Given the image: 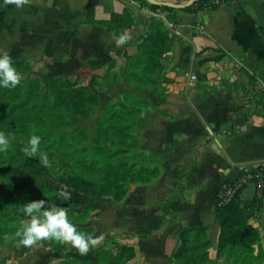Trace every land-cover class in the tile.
<instances>
[{"label":"crops","instance_id":"0c3cea01","mask_svg":"<svg viewBox=\"0 0 264 264\" xmlns=\"http://www.w3.org/2000/svg\"><path fill=\"white\" fill-rule=\"evenodd\" d=\"M151 17L164 21L171 43L152 85L138 93L156 112L140 129L139 151L160 175L132 185L116 215L131 234L124 241L143 245L144 264H167L179 232L191 225L209 227L213 260L219 221L212 199L244 167L264 168V0H223L197 12L154 11L137 0H27L21 8L0 0V52L13 61L42 53L65 74L100 76L137 53ZM121 35L130 39L118 46ZM158 75L168 81L157 82ZM121 83L119 91H135ZM237 201L252 212L264 249V193L248 185Z\"/></svg>","mask_w":264,"mask_h":264},{"label":"trees","instance_id":"16d2710c","mask_svg":"<svg viewBox=\"0 0 264 264\" xmlns=\"http://www.w3.org/2000/svg\"><path fill=\"white\" fill-rule=\"evenodd\" d=\"M137 1L154 11L173 10L146 0ZM215 1L198 0L182 11L214 9L223 2ZM128 11L126 16L130 19ZM149 29L137 53L125 56L119 70H114L115 63H112L105 74L97 75L109 85L122 80L135 91H122L116 96V102L108 105L96 120L91 141L84 130L74 128L76 119H88L97 104L98 97L89 90L58 77L49 79L46 87L39 79H22L15 88H0V131L10 140L8 151L0 153V244L18 237L17 232L25 225L14 212L25 215L23 205L30 201L43 200L63 210L80 206L74 198L57 199L59 192L44 185V176L83 196L108 197L118 203L126 197L129 184L146 185L160 175V170L147 164L148 158L138 151L135 137L137 130L146 127L145 114L150 107L149 100L138 93L152 85L150 79L160 69L158 59L171 43L161 18L151 17ZM14 66L22 67V64ZM155 79L159 83L168 81L162 75ZM47 91L49 94L45 96ZM32 135L40 137L39 148L47 153L49 166L41 165L39 155L25 157L22 152ZM229 181H224L211 201L219 221L215 259H211L209 252V227L191 225L179 232L167 264H218L220 260L227 264H264L260 233L249 223L252 212L240 206L237 195L230 202L223 201L221 192ZM263 193L264 189L261 196ZM77 229L82 233L87 231ZM50 244L56 251L62 247L54 241ZM93 248L95 264H130L136 257L135 248L128 244L106 246L102 242ZM29 252L30 249L24 250L17 257ZM54 264L93 263L62 258Z\"/></svg>","mask_w":264,"mask_h":264},{"label":"rangeland","instance_id":"374dc122","mask_svg":"<svg viewBox=\"0 0 264 264\" xmlns=\"http://www.w3.org/2000/svg\"><path fill=\"white\" fill-rule=\"evenodd\" d=\"M39 57L40 59H37ZM42 57V53H38L36 56L21 57V60L13 62L14 64L19 62L22 64V67L16 66V69L21 74L22 79H39L46 87L48 80L52 77L63 78L69 80L73 86L83 87L98 97L97 104L92 107L90 117L86 120L76 119L77 124L74 126L76 130H84L88 134L91 141L94 135L96 120L105 112L108 105L116 102V96L122 92L119 91L117 85H122L123 83L121 82L123 81L121 80L117 84L109 85L107 80L102 81V79L95 73L92 74L89 69L75 72L73 74H65L64 71L56 69L58 66V62L56 60L47 62L42 59ZM106 69L107 66L103 67V70H101L102 72L100 73L105 74L107 72ZM48 94L49 91L44 93L45 96ZM152 113H156L154 109L148 110L145 117ZM71 119L74 120L73 118ZM135 137L140 147L143 142L140 129L135 132ZM142 152L141 154L145 156L146 153H144L143 150ZM43 183L45 186L51 187L59 193L68 192L71 198L79 200V207L64 210L68 213L69 218L77 228L87 229V231L84 232L85 234L102 237L98 245L102 242L106 244V246H111L113 243L131 245L135 248L137 254L130 264H144L143 261L145 255L143 253L144 251H142L143 245L138 243V241H128V243L124 241V239L130 237L131 234L122 231V222L120 221V217L116 215L118 211L126 207L123 204V201L115 203L108 197H86L62 185L54 183L46 176L43 177ZM132 185L134 184L128 185L127 194L131 191V188H133ZM35 186L41 187L40 184H36ZM114 209L116 210V213L113 214L112 212H114ZM14 214L20 217L21 222H23L25 226L30 223L29 217L20 214L17 211L14 212ZM18 242L19 237L11 239L10 243L0 244V264H54L62 258L68 260H89L95 264L96 258L93 247L90 248L87 254H81L70 244H62L60 251H56L50 248V241L41 242L31 248L18 246ZM27 249H30L28 254L26 253L17 257L18 254L20 255Z\"/></svg>","mask_w":264,"mask_h":264},{"label":"clouds","instance_id":"9594fccd","mask_svg":"<svg viewBox=\"0 0 264 264\" xmlns=\"http://www.w3.org/2000/svg\"><path fill=\"white\" fill-rule=\"evenodd\" d=\"M27 0H5V3L14 4L21 8ZM130 37L121 35L117 45L125 43ZM22 76L14 66L12 57L8 51L0 52V88L11 89L21 83ZM40 137L32 135L27 145L22 148L25 157H36L42 166H49L47 153L40 151ZM10 140L0 131V153L8 151ZM57 199L69 201L71 196L68 192L59 193ZM25 216L30 218V223L22 226L17 232L19 237L18 246L31 248L44 241H54L58 244H70L81 254H87L90 248L98 245L102 239L99 236H90L78 231L76 225L69 218L68 213L60 207H55L43 200L30 201L23 205Z\"/></svg>","mask_w":264,"mask_h":264},{"label":"built area","instance_id":"2783aa9c","mask_svg":"<svg viewBox=\"0 0 264 264\" xmlns=\"http://www.w3.org/2000/svg\"><path fill=\"white\" fill-rule=\"evenodd\" d=\"M218 1L216 0L215 3ZM197 27L200 30L203 26L198 23ZM248 185H253L256 191V195L261 197L264 189V168L262 167H244L240 174L228 183L226 189L221 192L224 203L230 202L238 195L242 189Z\"/></svg>","mask_w":264,"mask_h":264},{"label":"water","instance_id":"95a60500","mask_svg":"<svg viewBox=\"0 0 264 264\" xmlns=\"http://www.w3.org/2000/svg\"><path fill=\"white\" fill-rule=\"evenodd\" d=\"M148 1L156 5H162V6H167V7H171L174 9L182 10V9H185L186 7L192 6L198 0H188L186 3H183V4L167 3V2L159 3L154 0H148Z\"/></svg>","mask_w":264,"mask_h":264}]
</instances>
